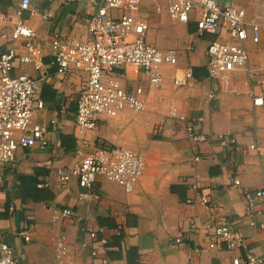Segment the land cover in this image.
I'll list each match as a JSON object with an SVG mask.
<instances>
[{
	"label": "crops",
	"instance_id": "crops-1",
	"mask_svg": "<svg viewBox=\"0 0 264 264\" xmlns=\"http://www.w3.org/2000/svg\"><path fill=\"white\" fill-rule=\"evenodd\" d=\"M18 1L0 0V10L11 11ZM236 1L244 8L246 20L258 24L259 34L257 41L247 37V64L229 73L227 87L223 88L220 78H207L205 56L208 42L225 40V33L198 34L193 20H170L162 2L164 16L171 23L149 36L148 27L145 37L156 46L161 44L160 49H174L177 62L162 68L163 81L147 93L152 110L126 111L121 119L98 116L94 128L80 137L74 115L85 76L73 69L57 73L47 61L54 35L88 37L85 18L95 6L83 1H30L22 16L34 25L43 64L34 70L30 64L15 62L13 72L40 78L36 94L44 106L32 114L31 124L44 125L46 144L17 149L2 166L0 187V240L21 252L23 264H59L54 241L61 232L76 264H229L233 256L242 258L244 250L229 249L219 240L207 247L211 227L218 223L244 237L247 250L261 256L264 264V197L250 213L245 211L243 198L244 191L264 185V156L248 147L254 139L264 144V106L252 103L253 96L264 92V0ZM157 4L153 2L152 12H157ZM141 11L149 26L143 7ZM2 29L7 27L0 23ZM8 46L17 53L23 51L16 41ZM5 49L0 39V53ZM186 67L193 74L190 84L174 86L170 77ZM122 80L129 87L141 84L146 88L131 69ZM210 91L215 92L212 98ZM170 107L184 120L169 116ZM186 121L206 138L187 137ZM99 143L140 151L144 168L131 192L98 177L99 198L78 199L81 188L76 177L64 183L57 170L74 165ZM235 178L238 184H233ZM201 194L208 197L206 205L198 199ZM50 205L68 207L72 214L52 220ZM24 223L32 229L27 242L17 235ZM118 232L122 233L119 247H106ZM130 247L134 249L128 259ZM90 249L95 251L93 256H89Z\"/></svg>",
	"mask_w": 264,
	"mask_h": 264
},
{
	"label": "built area",
	"instance_id": "built-area-1",
	"mask_svg": "<svg viewBox=\"0 0 264 264\" xmlns=\"http://www.w3.org/2000/svg\"><path fill=\"white\" fill-rule=\"evenodd\" d=\"M31 0H19L11 11L0 10V23L7 29L0 30V39L6 49L0 53V187L2 166L10 162L17 149L46 144L44 125L31 124L32 114L44 104L36 90L40 78L13 72L15 62L30 64L34 70L42 66V48L35 42V29L32 22L22 16ZM63 2L83 1L95 6L94 12L85 18L88 37L62 38L54 35L50 39V55L47 65L57 73L69 69L83 72L84 84L76 98L74 115L75 132L78 137L94 128L96 117L105 116L121 119L126 111L149 113L153 105L147 93L163 81L162 68L176 64V52L172 48L160 49L146 40L148 21L141 11V0H62ZM164 9L170 20L188 22L193 20L198 34L225 33V40H211L205 49L206 76L220 78L223 88L227 87L228 75L236 67H244L248 61L245 41L248 36L258 40L259 26L247 21L244 8L236 0H163ZM159 11V5L155 7ZM18 42L23 51L17 53L8 44ZM115 69L122 71L116 72ZM127 69L140 75L146 84L129 87L122 78ZM193 78L190 67L180 75H172L174 86H187ZM210 91L208 97H214ZM254 105L264 106V92L252 97ZM169 116H177L174 107L169 108ZM185 132L192 140H204V134L195 131L192 122H185ZM219 137H222L221 135ZM84 143V141H82ZM249 149L258 156H264V144L254 139ZM78 154L81 152L76 151ZM81 155V154H80ZM196 160L197 157L195 156ZM143 154L132 148L116 144L99 143L81 155L74 165L57 170L59 179L67 182L75 176L81 188L78 199L91 195L99 198L95 190L97 178L115 182L125 192H131L144 168ZM238 184V179L233 180ZM191 188H195L191 185ZM264 197V185L252 191H244L245 211L250 213L260 198ZM200 203L207 204L208 197L198 196ZM50 217L57 220L70 217L68 207L50 205ZM31 225L22 224L17 235L22 241L30 240ZM94 237V232H89ZM225 242L229 249H243L244 255L233 256L229 264H261L262 257L246 248V240L223 223L211 227L207 247H214L216 241ZM104 242L103 239H101ZM178 241V239H176ZM54 249L59 264H76L73 252L65 234H58ZM95 251L89 250V256ZM0 264H23L21 252H16L9 243L0 240Z\"/></svg>",
	"mask_w": 264,
	"mask_h": 264
},
{
	"label": "rangeland",
	"instance_id": "rangeland-1",
	"mask_svg": "<svg viewBox=\"0 0 264 264\" xmlns=\"http://www.w3.org/2000/svg\"><path fill=\"white\" fill-rule=\"evenodd\" d=\"M145 13L148 15L149 22V30L147 32V35L156 34L158 30L162 29L166 25H170V21L166 19L164 16V13L162 11L163 7V1L161 0H142ZM153 2H158L160 5V11L159 12H152ZM163 39H166V37H163ZM157 46L162 47L161 44H158Z\"/></svg>",
	"mask_w": 264,
	"mask_h": 264
},
{
	"label": "trees",
	"instance_id": "trees-1",
	"mask_svg": "<svg viewBox=\"0 0 264 264\" xmlns=\"http://www.w3.org/2000/svg\"><path fill=\"white\" fill-rule=\"evenodd\" d=\"M121 237H122V233L121 232H118L117 234H114L112 236L111 240L109 242H106V247H109V246H111V247H119V242H120ZM133 249H134L133 247H130L128 249V251H127L128 259H129V256L131 255ZM109 252L110 251H108V253ZM130 259H131V257H130Z\"/></svg>",
	"mask_w": 264,
	"mask_h": 264
}]
</instances>
